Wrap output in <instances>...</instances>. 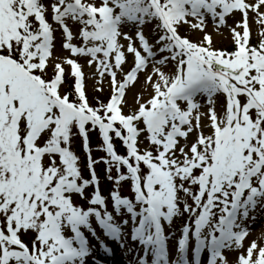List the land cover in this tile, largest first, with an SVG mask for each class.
Masks as SVG:
<instances>
[{
    "label": "snow or ice",
    "instance_id": "1",
    "mask_svg": "<svg viewBox=\"0 0 264 264\" xmlns=\"http://www.w3.org/2000/svg\"><path fill=\"white\" fill-rule=\"evenodd\" d=\"M50 7L62 29V48L89 57L101 80L110 75L112 95L110 102L90 106L82 67L71 58L75 83L71 92L64 91L62 62L50 65L55 29L45 5L0 0V217L6 227H0V264H66L71 258L62 228L77 216L71 194L80 177L70 141L82 136L89 151V133L95 130L108 157L100 161L127 166L150 214L173 205L178 187L198 184L201 195L211 194L213 207L223 205L221 223L233 222V205L245 191L264 188V32L261 42L251 45L248 19L251 11L264 27V0H54ZM236 11L243 32L232 29L237 49L230 53L215 49L210 33L194 42L181 32L185 26L204 31L206 15L223 26ZM153 21L157 51L168 55L154 60L146 77L150 98L125 113L126 89L157 55L143 31ZM70 23L79 26L82 45L72 43ZM125 28H134L132 35ZM128 54L133 66L119 81L117 70L123 71ZM197 97L204 98L203 105ZM193 132L196 140L189 146ZM144 133L147 150L139 148ZM181 138L185 145L177 155ZM114 139L127 155L117 154ZM141 164L149 169L146 175ZM32 232L30 248L21 233ZM238 264H264V244L253 240Z\"/></svg>",
    "mask_w": 264,
    "mask_h": 264
},
{
    "label": "rangeland",
    "instance_id": "2",
    "mask_svg": "<svg viewBox=\"0 0 264 264\" xmlns=\"http://www.w3.org/2000/svg\"><path fill=\"white\" fill-rule=\"evenodd\" d=\"M41 3H43L46 7V17L49 21V23L52 24L54 31V49H53V56L55 58H50V65L55 64L57 62H62L63 67L65 68V75H67L69 72L72 73V68L70 65L67 64V60L69 58L76 60L82 67V71L85 75V88H86V95L91 98L96 99L99 98V96L105 95V97L109 98L112 93V85H111V77L107 73L104 75L103 79L101 80V77L97 73V64L95 62L89 64V57L83 56V55H77L73 54L68 50H64L62 48V43L64 42L62 40V29L61 27L56 24L52 20V11L50 5L54 2V0H40ZM99 2V0H97ZM246 2H253V0H246ZM264 11V9H262ZM249 27L251 30V37H250V43L251 45L255 46L257 43L261 42L262 36L261 33L264 32V27H262L255 16V13L249 12ZM242 20V15L239 11L234 12L233 14H230L226 17V24L223 26H218V22H214L211 16L206 15L205 21H206V29L204 31H190L187 26L181 29L182 34L189 37L191 40L200 41L203 39L206 33H210L212 36V39L214 41V48L217 50H224L227 52H231L232 48L234 47L235 42L234 35L232 32L233 28H236L237 31L243 32V29L240 27H237V21ZM156 22L153 21L149 24H146L143 27V31L145 35L148 37L149 42L153 44V51H157L160 47V45L155 44V40L158 38L159 33L156 32L153 34L152 28ZM71 27V30L74 34V39L72 43L82 45V40L80 39L78 33H79V26H73L71 23L69 24ZM124 31H128L129 35H132L134 32V28L132 31H129V29L125 28ZM153 36V37H152ZM122 44H126L127 42L123 39H121ZM137 46L138 42H137ZM231 49V50H230ZM168 55V53H160L157 51V55L149 60V63L146 67V69L142 70L140 73H138V79L133 82V84L129 85L128 89H126L125 92V101L126 105L123 107V111L125 113H129L130 110H134L140 106V101H147L150 98V95L153 92V88L150 83L146 81V77L149 74H152V69L154 67L153 61L160 59L161 56ZM132 64V56L131 54H128V61L122 66L123 71L117 70V79L119 81H123L125 74L130 71ZM158 66V65H157ZM165 71H168L169 69H163ZM52 74V68L49 67V75ZM71 76V75H70ZM155 79V76L153 77ZM63 90L65 91V86L63 87ZM101 100V98H100ZM197 100L203 105L204 104V98L203 97H197ZM104 103H108V99L106 101L102 100ZM99 105H96L98 107ZM219 110V109H218ZM202 117V123L207 124V115H206V106H202L199 109ZM195 115V113H194ZM143 127V126H142ZM203 133L205 135L210 134V128L204 127L202 129ZM146 133L142 134L139 139V148L140 149H148L149 141L146 139ZM196 133L193 132L189 135L187 138V143L190 146L195 140H196ZM75 140L77 141V144H72V151L75 153L76 158L78 159V166H79V179L77 180V183H86L88 180V175L86 173L85 168V162H84V156L82 152L79 150L80 148V141L79 136H74ZM92 145V143H91ZM185 145V139L181 138L178 140L177 145V155H179V147ZM101 147L100 145L94 144V151L97 153L96 161L97 165L99 166V171L102 174V182H105V184L108 186V190L111 189L116 190L119 192V185L121 184V177L116 175L111 169V164L106 162H101L100 157L106 156L103 154V152L99 154V151ZM101 155V156H100ZM197 172L196 174H198ZM179 184V181L177 182ZM197 184H185L183 186H180L177 188L175 192V198L173 205L169 206L168 211L171 214V218H173L174 224L171 226L168 230L167 239L166 241L162 240V244L164 248H167V251H163L162 254L164 256H174V252L176 251V242L179 239L180 230L183 228L185 223H187V220L190 217V209H193L194 206L198 207L197 200L193 198L192 196L196 193ZM86 188L84 189L82 195L78 193L72 192L71 194V201L73 206H75L79 211H81L82 217L86 219V221H90L91 217L93 216V212H91V208L93 205L91 204V188L89 184H86ZM108 191V192H109ZM107 195H109V193ZM124 195L122 198L128 199L129 194H131V188L128 187L124 191ZM112 194L110 196V199L114 197V195H117L116 192L110 193ZM122 195V194H121ZM109 199V201H110ZM245 202H250V209L247 213L241 214L238 219L233 223L232 230L233 233H231L230 236H228L229 239L233 241L231 245H229V242L225 243V248L223 250V254L221 257L215 258L214 252H209L210 254L205 255L204 263L205 264H238V257L240 254L244 253L247 249V247L250 245V243L253 240H256L258 243L264 244V188H260L257 192L252 193L251 191L247 192ZM229 200H231V196H229ZM243 202V201H242ZM215 203L213 201L210 204H204L201 209V214L204 215L205 220L207 222H211L212 218H214L215 215V209L221 205L216 204L215 207L212 205ZM218 203V202H217ZM255 203V204H254ZM206 209V211H205ZM194 215L196 216L197 213L194 211ZM149 212L147 214H142L139 216L140 223L149 224V218H150ZM116 216V220L120 221V224L122 225L120 227L119 234L114 237H107L102 236L98 234L99 238L96 237L93 242H91L92 249L85 252V254L80 255L77 257L76 252L78 251V248L75 246L78 244V241L75 239L76 237H71L72 235H68L69 232L65 230L68 228V225L65 223L62 232L65 237L71 244V247L73 249V255L71 258L66 262V264H90V262H93V260L100 259V257L103 255L104 248L111 247L112 248V256L109 260V264H139L141 261H145L144 257L142 255L143 247L145 246L142 242V240H146L149 237V233L147 229L144 228H138L137 227V219L138 217H120ZM119 218V219H118ZM192 221V220H191ZM72 221L69 223L71 225ZM211 224V223H210ZM202 225V226H201ZM207 224H204V222H201L200 224H197L195 228L191 231L190 235V241L191 246L194 242H196L199 238L201 240H207L209 241L211 239L210 234L212 231L208 226H205ZM201 226V227H200ZM137 227V228H136ZM200 227V228H199ZM6 230V227H5ZM159 233V239H160V233L161 230L157 231ZM243 232H247V235L245 236L243 240V244L240 245L237 243V239L239 235ZM71 233V232H70ZM33 235L31 238L30 236ZM35 233H28L24 234L21 233V237L24 239H27L30 245H32V241L35 237ZM148 235V237H146ZM200 235V237H199ZM156 236V235H155ZM155 238V237H153ZM160 253V252H159ZM157 253V254H159ZM156 257V256H155Z\"/></svg>",
    "mask_w": 264,
    "mask_h": 264
},
{
    "label": "trees",
    "instance_id": "3",
    "mask_svg": "<svg viewBox=\"0 0 264 264\" xmlns=\"http://www.w3.org/2000/svg\"><path fill=\"white\" fill-rule=\"evenodd\" d=\"M98 99H96L95 101H97ZM97 103V102H96ZM98 104V103H97ZM71 141L75 144H77V141L75 140V137H73L72 139H71Z\"/></svg>",
    "mask_w": 264,
    "mask_h": 264
},
{
    "label": "bare ground",
    "instance_id": "4",
    "mask_svg": "<svg viewBox=\"0 0 264 264\" xmlns=\"http://www.w3.org/2000/svg\"><path fill=\"white\" fill-rule=\"evenodd\" d=\"M96 264H98V263H96Z\"/></svg>",
    "mask_w": 264,
    "mask_h": 264
}]
</instances>
